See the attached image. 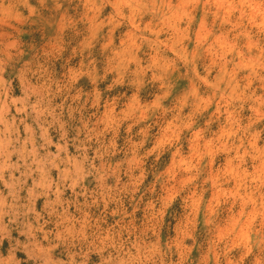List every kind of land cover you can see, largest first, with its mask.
I'll list each match as a JSON object with an SVG mask.
<instances>
[{"label":"clouds","instance_id":"9594fccd","mask_svg":"<svg viewBox=\"0 0 264 264\" xmlns=\"http://www.w3.org/2000/svg\"><path fill=\"white\" fill-rule=\"evenodd\" d=\"M0 264H264V0H0Z\"/></svg>","mask_w":264,"mask_h":264}]
</instances>
